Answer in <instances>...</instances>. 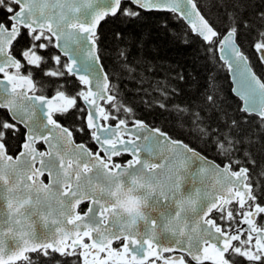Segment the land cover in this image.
Segmentation results:
<instances>
[{
    "label": "snow or ice",
    "instance_id": "obj_1",
    "mask_svg": "<svg viewBox=\"0 0 264 264\" xmlns=\"http://www.w3.org/2000/svg\"><path fill=\"white\" fill-rule=\"evenodd\" d=\"M248 6L0 0V264H264V11L244 19ZM142 13L183 23L231 73L238 114L214 90L191 109L167 105L168 90L157 102L180 130L190 116L213 158L139 119L105 70L101 23ZM128 193L138 211L123 206Z\"/></svg>",
    "mask_w": 264,
    "mask_h": 264
},
{
    "label": "trees",
    "instance_id": "obj_2",
    "mask_svg": "<svg viewBox=\"0 0 264 264\" xmlns=\"http://www.w3.org/2000/svg\"><path fill=\"white\" fill-rule=\"evenodd\" d=\"M202 3V11L207 8L214 14L222 13L219 7L221 0H202ZM248 3L249 6L243 13L244 19L255 17L259 11H264V0H248ZM3 15L0 11V17ZM98 32L103 41L105 55L102 63L105 70L114 72L121 97L135 110L137 117L150 126L168 131L174 138L184 140L197 147L202 154L213 158L214 146L208 141L202 142L198 134L191 131L190 116H183L188 127L180 130L176 114L162 110L157 102L162 99L161 90H168L171 98L165 101L167 105L188 104L191 109L192 101L203 103V94L214 90L221 108L225 112L238 114L236 109L241 102L231 91L228 72L222 62L209 59L201 41L191 32L185 35L183 23H177L162 13H142V18L132 21L108 18L101 23ZM116 32L122 34L120 39H116ZM255 35L254 30L245 33V51L250 59H254L251 44ZM26 43V37L20 41L21 46ZM120 49L126 51V62L118 59ZM125 63L134 71L125 68ZM254 69L258 75L264 74V67L258 63H254ZM178 74H182L184 79H179ZM172 88L178 94L171 95ZM249 127H256L258 130L259 126ZM87 136V132L83 135L75 134L79 142L87 140ZM56 258L60 259L58 256Z\"/></svg>",
    "mask_w": 264,
    "mask_h": 264
},
{
    "label": "clouds",
    "instance_id": "obj_3",
    "mask_svg": "<svg viewBox=\"0 0 264 264\" xmlns=\"http://www.w3.org/2000/svg\"><path fill=\"white\" fill-rule=\"evenodd\" d=\"M122 203L128 211H138L140 208V199L134 193L126 194Z\"/></svg>",
    "mask_w": 264,
    "mask_h": 264
},
{
    "label": "water",
    "instance_id": "obj_4",
    "mask_svg": "<svg viewBox=\"0 0 264 264\" xmlns=\"http://www.w3.org/2000/svg\"><path fill=\"white\" fill-rule=\"evenodd\" d=\"M101 2L103 3V0H101ZM194 35V34H193ZM228 72V71H227ZM228 76H229V80H230V83H231V91H232V89H233V87H234V83H233V81L231 80V73L230 72H228ZM232 93H233V95L235 96V94H234V92L232 91ZM236 97V96H235ZM237 98V97H236ZM238 99V98H237ZM239 100V99H238ZM241 102V101H240ZM39 227V226H38Z\"/></svg>",
    "mask_w": 264,
    "mask_h": 264
},
{
    "label": "flooded vegetation",
    "instance_id": "obj_5",
    "mask_svg": "<svg viewBox=\"0 0 264 264\" xmlns=\"http://www.w3.org/2000/svg\"><path fill=\"white\" fill-rule=\"evenodd\" d=\"M74 135H75V134H74ZM77 142L79 143V141H77ZM38 147H43V146H39V145H38ZM92 147H95V146L92 145ZM121 159L126 161V160L128 159V157H127V156H124V157H122ZM45 182H47V179H46V178H45ZM82 207H84V206L82 205Z\"/></svg>",
    "mask_w": 264,
    "mask_h": 264
}]
</instances>
